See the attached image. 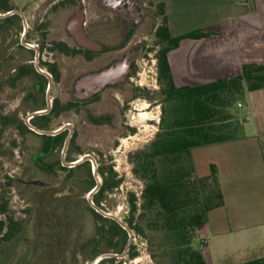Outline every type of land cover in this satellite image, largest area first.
Instances as JSON below:
<instances>
[{
    "label": "flooded vegetation",
    "instance_id": "flooded-vegetation-1",
    "mask_svg": "<svg viewBox=\"0 0 264 264\" xmlns=\"http://www.w3.org/2000/svg\"><path fill=\"white\" fill-rule=\"evenodd\" d=\"M46 1L29 14L28 5L18 8L13 0H0V98L20 102L17 110L0 115V127L4 133L14 131L21 144L29 136L36 138L35 153L28 162L44 181L67 182L69 189L71 179L88 181L90 193L98 183L96 164L102 185L93 196L95 203L106 182L122 181L115 172L117 160L113 152L122 136L135 134L139 129L124 118L138 110L134 104L139 98L135 88L141 75L139 57L147 51L142 38L152 31L156 37L158 17L145 0H52L45 4ZM4 15L8 16L3 18ZM56 29L64 32L52 36ZM79 31L86 45H82ZM125 59L130 66L122 80L110 78L101 89L100 82L95 81L78 88L82 78L98 75ZM56 87L62 88L63 93L55 95ZM93 87L97 91L87 95ZM120 98H127L126 103L119 102ZM22 109L26 110L24 119ZM76 113L83 114L86 127L102 140L103 148L97 145L90 154L73 159L78 154V126L71 117ZM62 117L69 121L53 127ZM12 145L16 147L17 143ZM84 156L95 162L88 159L72 166ZM87 202L91 207L88 198ZM63 206L55 204L52 209ZM102 207L105 210L103 201ZM127 234L123 249L111 248L97 256L112 253L123 257L104 259L98 264L113 259L117 261L107 264H122L130 258L132 245L126 251L130 240Z\"/></svg>",
    "mask_w": 264,
    "mask_h": 264
},
{
    "label": "trees",
    "instance_id": "trees-1",
    "mask_svg": "<svg viewBox=\"0 0 264 264\" xmlns=\"http://www.w3.org/2000/svg\"><path fill=\"white\" fill-rule=\"evenodd\" d=\"M159 16H162V23L156 29V59L162 115L159 131L150 146L131 156L133 173L144 183V188L140 197L135 193L129 194L128 223L143 236L149 237L150 233L165 236L166 243L162 242L159 246L161 255L167 260L164 264H208L204 245L197 248L194 242L199 231L208 224L209 213L223 207L225 200L216 167H212L209 176L199 177L192 152L196 148L235 142L245 137L243 125L239 122L237 104L245 103L248 93L264 89V64H245L241 75L233 78L219 79L197 87H177L169 53L187 41L202 40L221 32L210 27L173 37L164 4H158ZM110 183L114 185L109 187ZM120 183L106 182L95 197V203L103 208L104 194L117 188ZM88 210L104 223L99 230L101 241H96V249L99 251L100 242L104 241L110 247L109 250L123 249L128 237L126 230L89 205ZM76 213L78 210L73 207L70 209L69 206L59 213L71 224L73 238L76 236L73 223L78 224ZM53 214H50L52 218ZM0 215H6L10 221L7 233L0 238L1 250L6 242L22 236L27 225L24 220H17L10 214L9 201L2 195ZM52 218L46 220V224L39 223L41 229L35 235L40 239L36 246L38 250L44 241L41 235L50 241L48 235L54 229ZM4 229L5 222L0 221V234ZM44 230L49 234H41ZM129 257H138L133 247ZM116 261L105 260L101 264ZM241 264H264V257Z\"/></svg>",
    "mask_w": 264,
    "mask_h": 264
},
{
    "label": "rangeland",
    "instance_id": "rangeland-1",
    "mask_svg": "<svg viewBox=\"0 0 264 264\" xmlns=\"http://www.w3.org/2000/svg\"><path fill=\"white\" fill-rule=\"evenodd\" d=\"M13 1L19 5L18 8L30 6L27 10L31 14L40 8L39 6L43 0ZM50 1L52 0H47L45 4ZM145 1L151 8L152 14L157 16L158 4L153 0ZM156 22L157 25H160L162 16H159ZM60 32H64V29H56L52 36ZM144 37L145 39H142L147 51L144 52L142 57H139L142 65L141 75L137 77L139 83L135 87L139 90V98L134 104L138 110H134L130 117L124 118V121L132 122L139 129L136 130L135 134L124 135L118 141V146L113 152L115 154L113 158L117 160L115 172L117 175L122 176V181L117 188L105 193L103 200L105 211L117 215L120 220L127 224H129L128 220L130 217L129 194L135 193L140 197L144 188V183L133 173L131 156L146 150L150 146L159 131L162 115V97L158 94L160 85L157 81V38L154 36L153 31L145 34ZM127 88L131 89L129 86ZM61 93H63L62 88L56 87L55 95H60ZM12 99L0 98V115L5 111L13 112L17 110L20 102H12ZM126 99L120 98L119 102L124 101L126 103ZM240 104L242 105L243 103H238L237 109L241 118L242 113L248 111V107L245 105L240 110ZM25 115L26 110L22 109L21 116L23 119ZM68 121L69 119L62 117L54 122L53 127H58ZM71 121L78 126V134L75 140V148L78 154H75L73 159H76L80 154H90L91 151L97 148V145L98 148H103L102 140L96 139L97 136L86 127L83 114L76 113L71 117ZM12 142L17 143L16 147H13ZM20 146L21 148H19ZM35 147V137L29 136L24 144H21L14 131L4 133L0 127V195L9 201L10 214L17 220H24L27 225L26 232L22 236L14 241L6 242L0 250V264H17L18 262L21 264H90L99 254L110 251V247L105 241L103 243L100 242L101 249L99 251L96 249V241L100 240L99 230L100 227L104 226V223L98 221L88 210V188L91 183L88 181L84 183L73 182L71 179V189H69L67 182L53 179L44 181L39 176L36 167H32L28 162L35 153ZM107 154L112 156L109 152ZM113 185L114 183H110L109 187ZM59 190L62 193H59ZM51 203L52 205L53 203H60L64 206L55 212ZM70 203L71 207L78 210V213H76L78 215L75 216L78 224L73 223L75 238L71 236V224L69 225L64 216L59 214L66 209V206H70ZM51 213H54L53 218L50 215ZM42 218L43 221H40ZM50 218L54 221V229L50 230V234L47 233V230L41 233L49 234L48 238H50V241H47L45 235H41L44 241L38 250L36 246L39 245L40 239H37L35 235L41 229L39 223L46 224ZM198 236H206L205 230L199 231ZM162 242L166 243L163 235L150 233L149 237H146L133 230L131 245L138 253V257L125 259L122 264L166 263V258L159 251V246ZM194 245L198 248L202 244L198 243L196 239ZM262 257H264V247L255 251H247L245 256L237 257L234 260L232 256L226 264H241Z\"/></svg>",
    "mask_w": 264,
    "mask_h": 264
},
{
    "label": "crops",
    "instance_id": "crops-1",
    "mask_svg": "<svg viewBox=\"0 0 264 264\" xmlns=\"http://www.w3.org/2000/svg\"><path fill=\"white\" fill-rule=\"evenodd\" d=\"M153 1L165 5L173 37L210 27L221 32L169 53L177 87L233 78L245 64H264V0ZM245 105L243 139L192 152L199 177L216 167L225 200L209 213L206 236L197 238L208 264H226L264 247V89L248 93L240 110Z\"/></svg>",
    "mask_w": 264,
    "mask_h": 264
},
{
    "label": "water",
    "instance_id": "water-1",
    "mask_svg": "<svg viewBox=\"0 0 264 264\" xmlns=\"http://www.w3.org/2000/svg\"><path fill=\"white\" fill-rule=\"evenodd\" d=\"M12 13L8 14V15H11ZM8 15H4L2 16L3 18L7 17ZM79 38H81V43L82 45H86L87 42L85 41L84 39V36L82 35V33L79 31ZM129 62L127 59L119 62L117 65H115L114 67L98 74V75H91V76H87V77H84L82 78L80 81H79V84H78V88L81 89L84 85H86L87 83L89 82H100V85H99V89L102 88L103 86V83L110 79V78H114L116 80H122L125 75H127V73L129 72ZM95 91H97V88L96 87H93L89 90L88 94L87 95H90L92 93H94ZM33 128V127H32ZM35 129V128H33ZM36 130V129H35ZM88 159H91L94 161V159L90 156H84L79 162H76L74 164H72V166L74 165H77L83 161H86ZM94 173H95V176L97 177L98 179V183H97V186L95 187L94 190H92L89 195H88V201L91 205V207H93V209H95L99 214H101L102 216L106 217V218H110V219H113L115 220L124 230H126L128 233H129V236H130V240L127 244V248H126V251L129 250L130 248V245H131V242H132V237H133V229L131 228V226L129 224H127L126 222L120 220V218L117 216V215H114V214H111V213H108L106 212L105 210L101 209L100 207H98L94 201H93V196L95 195V193H97L100 188H101V181L99 179V176H98V173H97V169H96V164H95V169H94ZM0 221H4L5 222V229L4 231L0 234V238L3 237L8 229H9V224H10V221H9V218L6 216V215H0ZM123 256H120V255H117V254H112V253H108V254H103V255H100L99 257H97L92 263L90 264H98L99 262H101L102 260L104 259H110V258H122Z\"/></svg>",
    "mask_w": 264,
    "mask_h": 264
},
{
    "label": "built area",
    "instance_id": "built-area-1",
    "mask_svg": "<svg viewBox=\"0 0 264 264\" xmlns=\"http://www.w3.org/2000/svg\"><path fill=\"white\" fill-rule=\"evenodd\" d=\"M239 106H240V107H242V105H241V104H240Z\"/></svg>",
    "mask_w": 264,
    "mask_h": 264
}]
</instances>
